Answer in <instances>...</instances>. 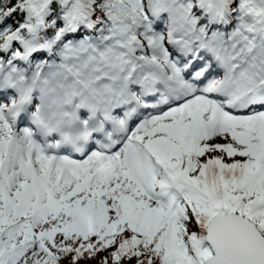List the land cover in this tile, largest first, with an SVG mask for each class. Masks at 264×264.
<instances>
[{"label": "snow or ice", "instance_id": "6c2138e0", "mask_svg": "<svg viewBox=\"0 0 264 264\" xmlns=\"http://www.w3.org/2000/svg\"><path fill=\"white\" fill-rule=\"evenodd\" d=\"M264 264V0H0V264Z\"/></svg>", "mask_w": 264, "mask_h": 264}, {"label": "trees", "instance_id": "16d2710c", "mask_svg": "<svg viewBox=\"0 0 264 264\" xmlns=\"http://www.w3.org/2000/svg\"><path fill=\"white\" fill-rule=\"evenodd\" d=\"M93 264H94V262H93Z\"/></svg>", "mask_w": 264, "mask_h": 264}]
</instances>
